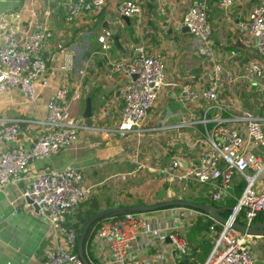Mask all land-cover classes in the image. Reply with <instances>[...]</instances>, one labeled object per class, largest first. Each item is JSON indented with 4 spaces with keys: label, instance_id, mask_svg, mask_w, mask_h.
<instances>
[{
    "label": "crops",
    "instance_id": "1",
    "mask_svg": "<svg viewBox=\"0 0 264 264\" xmlns=\"http://www.w3.org/2000/svg\"><path fill=\"white\" fill-rule=\"evenodd\" d=\"M192 1L139 0L140 14L128 17L130 25H133L130 31L116 11L118 0H105L99 9L81 14L72 22L64 17L69 0H0V44L3 33L10 27L22 36L31 30L32 22L46 19L52 31L39 50L47 66L43 75L48 86L38 90L33 102H27L19 89L1 92L0 115L43 119L49 96L56 89L66 87L70 111L81 119L87 98L90 97L95 105L96 96L108 91V99L104 101L105 111H100L94 122V127L106 128L105 131L81 129L69 147L49 160L31 163L18 180L0 187V264H43L48 250L64 245L59 229L42 219L23 197L35 174L51 168H78L83 174V183L90 188L88 200L77 211L81 216L90 210L91 203L98 207V211L127 205L156 204L177 191L174 187L176 183L186 182L176 178L162 179L169 176L165 167L170 160L179 158L177 171L180 172H185L197 162L202 149L197 142L200 126L195 122L198 118L203 115L235 116L244 112L264 115V94L261 91L264 62L259 59L253 37L237 26L238 22L246 23L248 12L256 0H233L225 8L219 5L218 0H204L206 22L211 30L209 43L215 60L222 66L224 78L218 91V101L227 108L215 111L204 98L192 102L178 100L181 86L190 85L200 90L206 85L211 71L197 53V40L184 32L180 23L181 16ZM214 6L224 8L225 15H216ZM110 13V24L116 23L122 31L119 40L125 52L114 49L113 43L109 50L103 51L97 40L98 35L105 31L103 22ZM148 21L158 26L159 35L146 25ZM142 27L145 33H141ZM137 45L142 46L145 53L160 57L163 65L165 85L158 91L142 124L144 129H158L121 136L115 131L120 119L119 91L128 77L122 71L110 72L109 68L118 61L128 63ZM66 54H72L71 70L63 68ZM251 62L261 65L263 79L260 82L226 79V76L240 75ZM75 94L79 96L72 100ZM182 120L190 123L181 125ZM235 125L241 128L240 124ZM21 129L22 133L13 145L0 144V154L11 146L28 147L42 131V127L29 122H23ZM249 150L258 151L252 147ZM190 183L200 187L178 191L177 196L181 194L182 198L198 200L202 199L205 189L209 199L210 192L217 188V182L199 184L188 181L187 184ZM243 184V180L235 175L229 193L218 202L233 196L237 190L240 194ZM160 193L162 199L157 198ZM171 208L144 213L151 223L161 225L172 223L177 218L179 222L174 223L184 229V233L195 217L209 219L203 212L185 207L179 208L178 216L174 217ZM77 216L71 217L69 222L77 223ZM207 230L203 233L205 239H208ZM245 237L255 262L264 264V235ZM133 248L140 252L141 264H190L187 258L189 245L187 253L177 255L164 235L139 234ZM84 255L90 264L109 263L106 243H98L94 238Z\"/></svg>",
    "mask_w": 264,
    "mask_h": 264
},
{
    "label": "built area",
    "instance_id": "2",
    "mask_svg": "<svg viewBox=\"0 0 264 264\" xmlns=\"http://www.w3.org/2000/svg\"><path fill=\"white\" fill-rule=\"evenodd\" d=\"M218 1L224 8L233 2ZM104 3L105 0H69L66 3L65 20L72 22L81 14L99 9ZM116 11L120 16L133 17L140 14L141 6L139 0H118ZM180 23L197 40V53L211 71L204 88L197 90L190 85L181 86L177 98L180 102L204 98L210 103V108L222 111L227 106L218 101V91L224 78L222 66L215 60L209 43L211 30L206 22L205 1L193 0L181 16ZM237 26L254 38L259 59L264 62V0H256L248 12L246 23L238 22ZM51 35L46 19L32 22L31 30L22 36L12 27L3 33L0 44V93L19 89L27 102L35 101L38 90L48 86L43 75L47 66L39 55V50ZM97 40L103 51L112 46L111 35L107 31L98 35ZM64 60L63 68L71 70L72 54H66ZM109 71H122L128 77L119 91L121 109L115 131L124 136L132 132L158 129H144L142 124L158 91L165 85L160 57L145 53L143 47L137 45L133 58L128 63L118 61L111 65ZM226 79L258 83L263 79L261 65L251 62L240 75L226 76ZM261 91L264 94V83ZM78 96L75 94L71 99L75 100ZM189 117H192V113H189ZM23 122L36 124L42 127V131L28 147L11 146L1 152L0 187L18 180L31 163L49 160L69 147L81 129L106 130L88 126L82 119L72 115L66 87L56 89L49 96L43 119L0 115V144L13 145L17 142L22 133ZM189 123L181 121V125ZM195 123L200 126L197 142L202 145L197 162L185 172H180L177 171L178 162L171 159L165 167L169 176L162 179L176 178L199 184L217 182V188L209 194L212 202L220 201L229 193L235 175L244 182L225 224L207 215L211 220L207 237L211 239L212 246L205 259L198 264H257L247 245L246 235L232 229L230 222L241 211L244 224L248 226L256 213L264 212V115L249 112L235 116L203 115ZM235 124H240L241 128ZM249 147L258 151L252 152ZM89 193L90 188L83 183V174L78 168H51L32 177L23 197H28L37 204L38 215L59 229L64 242L62 247L46 252L43 264H83L78 252H75L78 243L77 229L68 224V220L88 200ZM179 208L183 209L171 208L170 212L174 217L178 216ZM174 222H179V219L175 218ZM174 222H165L163 225L151 223L144 212H125L101 220L93 238L98 243H106L108 264H141L140 252L133 248V244L139 234L143 233L157 237L164 235L177 255L187 253L188 241L184 236V229Z\"/></svg>",
    "mask_w": 264,
    "mask_h": 264
},
{
    "label": "water",
    "instance_id": "3",
    "mask_svg": "<svg viewBox=\"0 0 264 264\" xmlns=\"http://www.w3.org/2000/svg\"><path fill=\"white\" fill-rule=\"evenodd\" d=\"M215 14L216 15H225V9L224 8H218L217 6H214ZM112 13L108 14L106 16L105 21L103 22L102 28L107 31L111 35L113 47L116 50H120L122 52H125V49L122 47V44L119 40L121 36V29L117 27V24L114 23L113 25L110 24V19H111ZM124 22H126L127 26H129V30L131 31L133 28V25H130L129 18L126 16H120ZM147 26L152 27V29L159 35L158 33V26L155 24H152L150 21L146 23ZM183 29L186 32V28L183 26ZM145 28H141V33H145ZM181 32H183L181 30ZM253 41L255 42L254 38ZM124 42H127V40H124ZM134 77V76H133ZM108 92V91H106ZM106 92L100 95L96 96V104L93 105L91 103V98L88 97L86 100V106L84 111L81 114V119L83 122L88 125V126H94L95 120L98 119L99 112L100 111H105L104 107V101H106L108 98L106 96ZM175 160V159H173ZM175 161H180L179 158H176ZM179 163V162H178ZM158 199H162L163 196L160 193L157 196ZM25 201L32 206L35 212L38 213V206L35 204L32 200H30L28 197H25ZM185 207V208H190L193 210H197L200 212H203L206 215H209L210 217L214 218L216 221H218L221 224L226 223V218H223L220 216V214L217 212V209L209 204H198L195 202H191L189 200H182V199H173V200H164L162 202L156 203V204H139V205H127V206H120V207H113V208H107L104 210L97 211L94 213L83 225L79 238H78V255L83 261V264H90L88 260L86 259L84 253H83V240L86 235V232L90 225L98 220L99 218L105 217V216H113V215H120L125 212H149V211H154L157 209H162V208H167V207ZM230 227L234 229L235 231L245 234V235H254V234H260L264 235V223H252L248 226L245 224L231 221L230 222Z\"/></svg>",
    "mask_w": 264,
    "mask_h": 264
},
{
    "label": "trees",
    "instance_id": "4",
    "mask_svg": "<svg viewBox=\"0 0 264 264\" xmlns=\"http://www.w3.org/2000/svg\"><path fill=\"white\" fill-rule=\"evenodd\" d=\"M240 190L235 191L234 195L226 198L223 202H212L209 201L208 204L214 206L217 209V212L222 216L223 218H227L231 209L236 203V197L238 196ZM182 200H189L191 202H195L198 204H206V202L203 199L194 200L190 197H181ZM91 208L89 211L85 212L84 215L76 213L78 215V221L75 224H71L68 220V224L74 226L77 229L78 232V238L81 232V229L85 222L98 211V207L95 206L93 203L90 204ZM79 209V208H78ZM79 211V210H78ZM75 215V216H76ZM118 215H114L112 217H116ZM110 218V216H105L102 218H99L98 220L94 221L90 227L88 228L86 235L83 240V253L85 254V250L88 248V245L91 242V239L94 236V233L98 227V224L101 220ZM235 222L244 223V220L242 218V212L239 211L238 214L235 216L234 220ZM251 223H264V212L256 213L255 216L251 219ZM211 224L210 219H203L201 220L199 217H195L192 224H190L187 231H185L184 236L186 240L188 241L189 245V253L187 254V258L190 259V264H195L197 262H201L205 259L206 255L208 254L211 243L208 239L204 238V231L208 229V226ZM219 229V226H218ZM78 246V243H77ZM76 246L75 252L77 253L78 247Z\"/></svg>",
    "mask_w": 264,
    "mask_h": 264
},
{
    "label": "rangeland",
    "instance_id": "5",
    "mask_svg": "<svg viewBox=\"0 0 264 264\" xmlns=\"http://www.w3.org/2000/svg\"><path fill=\"white\" fill-rule=\"evenodd\" d=\"M187 183H188L187 181L184 182V184L176 183L174 187H176L177 191L173 192V195L166 197L165 200H173V199H177V198L180 199L181 194H180V196H177L179 194L178 191L179 192L185 191L186 188H194V190H197L200 187L199 186L198 188H196V186H194L195 183H190V184H187ZM203 190H204V192H203V196H201V198L206 202V204H208V202L210 201L209 199H207L208 193L205 192L206 191L205 189H203ZM208 239L211 240L210 238H208Z\"/></svg>",
    "mask_w": 264,
    "mask_h": 264
}]
</instances>
